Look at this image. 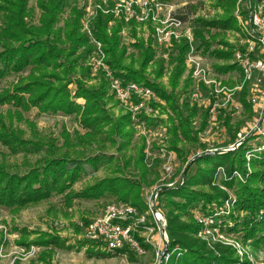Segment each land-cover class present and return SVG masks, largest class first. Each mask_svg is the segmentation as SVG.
Returning <instances> with one entry per match:
<instances>
[{"label":"trees","instance_id":"1","mask_svg":"<svg viewBox=\"0 0 264 264\" xmlns=\"http://www.w3.org/2000/svg\"><path fill=\"white\" fill-rule=\"evenodd\" d=\"M214 1L216 6L225 10V13L211 20L197 19L199 26L196 35L201 41L199 48H203L216 59L229 60L233 55L232 50L212 49L217 34L211 33L210 30L237 27L233 16L237 0ZM68 2L69 0H36V7L40 10V15L37 17L34 8L30 6V0H0V79L10 74H20L26 68H30L26 76H21L11 87L0 91V106L10 104L15 108L14 113H8L9 123L0 111V143L14 155L20 153L25 156L40 155L34 162L29 160L25 162L28 168L24 172L12 171L8 163L0 162V208L18 213L28 206L59 195L62 196L64 203L69 205H72L76 199L97 200L111 195L118 201H127L143 207L144 202L140 196L142 184L130 181L121 175L107 176L94 184L75 190V184L86 174L82 159L70 156L62 146L57 148L52 140L41 139L36 134L35 123L29 121V126L34 132L32 138H26L24 130L13 124V119L24 121L20 110L36 108L39 113L78 116L80 126L86 130L85 135L88 137L97 138L102 134H115L123 139V145L128 147L134 135L130 115L126 113L116 118L111 112L109 103L112 102L113 97L108 95L107 82L102 79L99 85L94 86L88 85L85 81L89 68L85 67L84 63L87 56L93 52L94 43L85 32L81 31L84 9L71 5L63 26L57 27ZM35 18L37 23L33 22ZM92 24L93 37L102 43L108 57L107 62L113 68L122 70L120 74L127 80L143 83L155 89L172 107L175 116L170 117L169 131L175 138L173 144H176L179 131L183 134L189 132L187 127L189 122L178 107L174 93L180 77L186 70L188 44L184 41L176 44L178 52L174 59L177 64L170 77L169 85L172 90L169 92L162 83L151 81L145 75L147 66L154 59L152 39L147 45L141 38H137L131 44L141 52L140 56L143 58L140 68L137 69L131 65L132 63L128 65L124 63L129 55L128 45L123 44L120 32L126 22L115 17L113 13L98 10ZM206 31H209L208 39L204 36ZM132 35L135 37V32ZM215 67L223 72L239 68L236 63L215 65ZM163 69L160 67L158 77H162ZM76 74L79 76L73 77ZM73 81L76 84L74 94L68 88ZM79 98L84 99L83 104L76 102L75 99ZM242 100L250 111V104L244 98ZM195 113L194 109L189 116ZM61 135L64 139L63 146L74 145L72 136L65 129ZM77 139L88 142L83 136H78ZM143 150L144 145L140 147V155L135 162L139 167L144 165ZM242 154L243 151L237 152L236 156L233 153L222 156L217 154V160L213 162L210 161L211 156L202 158L199 162L209 166L199 168L195 175L189 178L187 184L192 188L186 186L178 191H166L169 236L172 245L179 244L184 249L179 256L175 254L169 264H250L248 261L239 262L235 251L230 247H219L217 254L209 251L205 243L196 236L199 224L193 220L188 223L181 222L182 213L196 201L211 202L227 196L217 188H214L213 192H206L194 190V186L210 183L220 165L226 166L230 175L236 168V163L239 165V170L244 172ZM85 161L94 168L99 165L96 156H89ZM127 163L129 165L128 161ZM263 163L264 159H255L253 162L255 170L246 182L232 179L228 183L231 186L237 185L238 208L247 213L244 219H236L233 230L242 232L243 240L250 241L254 247L264 245V218L257 219V214L264 208V172L258 168V165ZM162 196L163 192L161 198ZM172 197H180L182 200H174ZM13 231L20 233V238L17 240L19 245H38L44 248L36 260L39 264H52L57 249L73 248L67 244L66 239L54 231L33 232L25 227L16 226L13 227ZM31 235H35L34 238L30 239ZM3 239L1 233L0 244ZM101 252L103 251L95 250L91 246L86 249L89 257L104 255ZM32 264H35V261Z\"/></svg>","mask_w":264,"mask_h":264},{"label":"rangeland","instance_id":"2","mask_svg":"<svg viewBox=\"0 0 264 264\" xmlns=\"http://www.w3.org/2000/svg\"><path fill=\"white\" fill-rule=\"evenodd\" d=\"M164 1L172 4L178 13L183 14L184 17L190 21L194 27V34H196V29L199 26L197 21L198 18L211 20L218 18L225 13V10L222 7L215 5L214 0ZM252 1L253 0H237L233 11V16L237 26L236 28L210 30L211 33L217 34V39L212 44V49L217 48L222 51L229 49L232 50L233 55L231 59L224 60L212 57L207 51H204L203 48H199L201 41L196 35V45L198 46V51L205 57L204 65L211 67V71L216 74L215 77L211 76L210 78H217L218 80H221L222 86L225 85L226 90H230L229 93H234L235 97L237 95L236 99L240 101V104L242 105V107H240L241 109L237 108L236 104L233 102L226 105L224 104L222 107H219L217 119L212 120L209 114L210 103L209 105L207 103L204 106H198L197 103L191 105L187 96L194 85V82L192 74L187 69L188 67L185 63L186 70L180 77L178 86L176 87L174 93L177 99L178 107L182 110V112H184V117L189 122L187 124L189 132L188 134H183L179 131L178 141L176 144H173L175 138L169 131L171 125L170 117L175 116V113L169 103L158 94L159 99L157 100V105L160 114L155 116L140 115L138 117H134L129 111L119 105L114 95L111 93L110 82L106 80L104 75L106 72L100 71L97 75L93 74L91 67L88 65L89 56H87L84 63V66L89 68V74L85 79L86 83L88 85L97 86L101 83L102 79L105 80L109 88L108 95L113 97L112 102L109 103L111 112L116 118L126 113L131 117V127L134 129V135L131 138L128 147H125L123 145V139L115 134H102L97 138L88 137L85 135L86 130L80 126L79 117L76 115L66 116L59 114H45L39 113L36 108H32L30 110H20L21 115L24 117V121H18L17 119L14 121L13 119V124L24 130V136L26 138H32L34 136V132L29 126V121L35 123L36 134L41 137V139L52 140L55 142L57 148L62 146L63 150H65V152H67L70 156L82 159V163L86 167V174L75 184V190H80L87 185L94 184L99 179L107 176H113L114 174L121 175L130 181L140 182L142 184L140 193L142 199L144 198L143 194L146 189L158 186L163 190V196L161 199L162 209L168 218V194L166 191H178L180 188L188 186L187 183L189 178L195 175L199 168L209 166L204 162H199V160L208 156H211L210 161L212 162L217 160V153L207 154L205 153V150L207 148H226L234 144L238 141L239 134L243 132L245 134L252 122L254 112L247 97L249 86L244 85L240 92L237 93L236 91V86L243 82V77L238 71L239 68L223 72L218 71L215 67V65L235 63L234 49L241 45L239 41L241 40L240 34H244L241 31V22L239 17H242L244 20V18L248 16L247 9ZM100 2L101 0H69L65 13L62 16V19L58 22L57 27L63 26L70 6L77 5L84 9V15L81 19L82 31L83 20H85L84 18L89 15L88 10H93L98 4H100ZM30 6L34 8V13L38 17L40 15V10L36 7V0H30ZM94 18L92 21H94ZM33 22L37 23V18H35ZM112 24L113 23L111 22L110 25ZM134 32L136 34L135 37L132 35ZM143 34H152V30L147 32V30L139 28L137 25L128 26L124 24L120 32L123 44L128 45L127 52L129 55L124 63L126 65L132 63L131 65L137 69L140 68L143 58L140 56L141 52H138V50L131 44L137 38H141L147 45L151 38L148 37L149 39H146ZM204 36L208 39L210 37L209 31L204 32ZM152 49L154 51V59L147 66L145 75L151 81L162 83L170 92L172 90L169 85L170 77L177 64L176 59H174L178 52L176 45L166 52H164V50L162 51L156 49L153 45ZM104 58L107 62V54ZM160 67L164 68L162 77L157 76ZM110 68L116 75H121L120 72L122 70L119 71L111 65ZM29 71L30 68L28 67L20 74H10L0 79V91L11 87L12 84L17 82L21 76H26ZM76 76L79 75H73V77ZM68 88L71 90V93L74 94L76 88L75 81L70 83ZM244 91L245 94L243 95ZM243 98L250 104V111L246 108L242 100ZM75 100L77 103H84L82 98ZM194 109L196 113L193 116H189V113ZM0 111L6 117V122L9 123L10 119L8 117V113H14L15 108L10 104H4L0 106ZM64 129L72 136L74 142L72 147H69L67 144L63 146L64 139L61 134ZM78 136H83V138L88 140V142L84 140L79 141L77 139ZM256 137H258V135L248 138L249 140H254ZM261 144H264V137L260 138V140L258 139L255 146H259ZM142 145H144L143 154L145 158L144 165L139 167L135 164V162L140 155L139 150ZM250 146L251 148L253 147L252 145ZM248 147L249 145L244 144L238 149L219 153V156L226 153H233L236 156L237 152L243 151L241 158L243 159L242 166H244V172L239 170V165L237 163L235 165L236 168L232 171L231 175L227 171L226 166H218L211 182L204 185H196L194 186V190L197 189L204 190L206 192H213L214 188H217L218 190L225 192L227 196L220 200H213L211 202L204 200H200L198 202L196 201L192 205L188 206L186 212L182 213L181 222L188 223L192 220L195 221L196 219L193 213L196 209H204L207 212L211 211V213L220 212L221 216L219 215L218 217L220 219L223 218V224L226 226L230 225L227 227V230L230 231L229 235L233 239V244L238 243L244 250L243 256L240 255L238 249L234 245L215 242L212 246H209L204 240L199 238L205 243L206 248L217 254L219 247H230L235 251V256L238 258L239 262L248 261L251 264L252 261H258L264 263V245L254 247L250 241L248 242L243 240L242 232H236L233 230L236 226V219H244L247 216V213L238 208L237 185L234 184L231 186L228 183L232 179L246 182L247 178L255 170L253 162L256 158L248 159ZM241 148H243V150ZM39 156V154H28L25 156L22 153L14 155L9 152L6 146L0 143V162L4 161L8 163L12 171L24 172L28 168L25 165V162L27 160L34 162L39 158ZM89 156L97 157L99 160L97 168L92 167L85 161V158ZM260 156L264 155L261 154ZM262 159H264V157ZM125 161L126 163L128 161L129 165H127L128 163L126 164ZM166 164L172 165L174 170L172 174L165 172L164 165ZM223 168L225 169V172ZM258 168L264 172V163L262 165H258ZM235 171H239L242 174L243 180L234 176ZM180 173H183L185 179L179 177ZM169 182H175L174 186L170 187L168 185ZM188 187L192 188L191 186ZM172 198L174 200H182L180 197ZM111 200L116 199L114 196L107 195L97 200L76 199L72 205H69L64 203L62 196L59 195L51 198L50 200L42 201L36 205L28 206L18 213L9 209L0 208V233H3V237L6 240V242L3 240L0 244V264H17V262H19V264H32L33 261H35V264H39L36 260L39 256L38 254H40L44 248L37 245L39 251L36 253L19 252L20 247H27V250L29 251L32 245H19L17 243V240L20 238V233L13 231V227L15 226L19 228L25 227L33 232L39 230L54 231L66 239L68 245L73 246L71 250L57 249L55 255L53 256L52 264H151L154 261V252L151 246L147 247L146 254L142 256H136L131 252L128 256L121 253L108 254L106 252H101L104 253V255H95L93 257H89L87 255L86 249L88 246L95 248V250L99 249L86 241L87 239L84 237L85 232L83 226L89 219L100 216L105 205ZM261 210L264 211V208ZM260 211L257 214V219L259 220L261 219ZM262 216V218H264V214ZM34 236L35 235H31L30 239L34 238ZM180 248L181 250H184L181 246ZM1 253L3 255H1Z\"/></svg>","mask_w":264,"mask_h":264},{"label":"built area","instance_id":"3","mask_svg":"<svg viewBox=\"0 0 264 264\" xmlns=\"http://www.w3.org/2000/svg\"><path fill=\"white\" fill-rule=\"evenodd\" d=\"M98 10L105 13H113L121 18L126 25H137L144 30H152V34H143L146 39H152V45L166 52L177 43L186 42L189 50L186 55V65L192 74L194 85L188 94L191 105H209V114L212 120H216L219 107L233 102L237 108L242 107L234 93H229L222 81L215 77L211 67L204 65L205 57L198 51L194 27L183 14L178 13L172 4L164 0H101L93 10H88L89 15L83 20L82 31L85 32L94 43V50L88 57V65L94 75L100 71L104 73L110 83L111 93L121 107L129 111L134 117L140 115L155 116L160 114L157 100V91L143 83L127 80L124 76L116 75L105 61L106 52L101 42L93 37V18ZM248 16L242 19L241 45L235 48L234 60L238 64L243 82L236 86L237 93L244 85L249 86L248 101L251 103L254 116L247 131L239 134V139L226 148H207V154H219L232 151L246 144L248 159L263 158L264 144L255 146L258 139L264 137V2L253 0L247 9ZM239 35V36H240ZM149 37V38H148ZM234 95V96H233ZM241 109V108H240ZM246 135V136H245ZM258 135L254 140L252 136ZM249 137V138H248ZM252 143V144H249ZM252 145L253 147L251 148ZM249 165V163H248ZM224 169V168H223ZM168 174L173 173L171 164L164 165ZM225 172V169H224ZM226 174V173H225ZM234 176L243 180L239 171ZM179 177L185 179L183 173ZM228 179V178H227ZM175 182H169L170 187ZM183 183V182H182ZM162 188L156 186L145 190L143 207H138L131 202L111 200L108 202L101 215L89 219L84 224V237L97 249L108 254L121 253L128 256L134 253L136 256L146 254L147 247L151 246L154 252V261L151 264H169L175 254L182 253L180 246L172 245L168 231V218L162 209ZM209 212V213H208ZM204 209L194 211L195 221L199 224L198 238L204 240L207 245L223 243L236 246L241 256L243 249L238 243L232 242L230 231L223 224V218H219L220 212L211 213ZM262 218L264 211H260ZM221 216V215H220ZM223 224V225H222ZM83 225V224H82ZM232 235V234H231ZM37 246L20 247L19 252L36 253ZM1 255H3L1 253ZM251 264H264L252 261Z\"/></svg>","mask_w":264,"mask_h":264},{"label":"crops","instance_id":"4","mask_svg":"<svg viewBox=\"0 0 264 264\" xmlns=\"http://www.w3.org/2000/svg\"><path fill=\"white\" fill-rule=\"evenodd\" d=\"M84 100V99H83ZM1 234V233H0ZM3 240H5V239H3ZM5 242H6V240H5ZM36 246V245H35ZM39 255V254H38Z\"/></svg>","mask_w":264,"mask_h":264}]
</instances>
